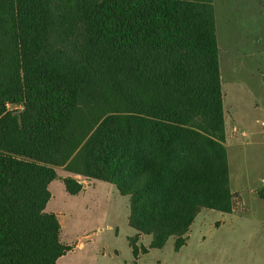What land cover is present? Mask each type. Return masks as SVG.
I'll list each match as a JSON object with an SVG mask.
<instances>
[{
	"label": "trees",
	"instance_id": "trees-1",
	"mask_svg": "<svg viewBox=\"0 0 264 264\" xmlns=\"http://www.w3.org/2000/svg\"><path fill=\"white\" fill-rule=\"evenodd\" d=\"M212 2L0 0V264L69 250L56 167L129 196L135 256L140 234L178 251L201 209L233 211Z\"/></svg>",
	"mask_w": 264,
	"mask_h": 264
},
{
	"label": "rangeland",
	"instance_id": "rangeland-1",
	"mask_svg": "<svg viewBox=\"0 0 264 264\" xmlns=\"http://www.w3.org/2000/svg\"><path fill=\"white\" fill-rule=\"evenodd\" d=\"M212 3L229 186L235 208L230 213L201 209L178 251L173 248L175 237L171 236L161 248H149L143 253L141 248L148 246L151 235L140 234L134 240L138 248L135 256L130 239L137 232L128 224L129 196L121 195L109 182L56 167L60 179L69 175L82 184L80 192L70 194L62 181H53L52 197L46 205L47 211L57 212L60 238L70 246L61 259L64 264H264V0ZM225 10L233 12L241 25L245 19L242 24L243 19L237 18L240 14H245L247 23L256 16V25L246 36L258 41L247 44L261 48V52L243 57L240 47L246 43L238 41L227 43L230 49L223 52Z\"/></svg>",
	"mask_w": 264,
	"mask_h": 264
},
{
	"label": "crops",
	"instance_id": "crops-1",
	"mask_svg": "<svg viewBox=\"0 0 264 264\" xmlns=\"http://www.w3.org/2000/svg\"><path fill=\"white\" fill-rule=\"evenodd\" d=\"M229 9L232 10V7H227ZM215 11V10H214ZM255 17V18H254ZM214 18H215V30H216V36H217V28H216V15H215V12H214ZM237 18L240 20L241 18L243 19L242 20V24L244 23V19H245V23L244 25H241V24H238V21L235 19V16L233 15V12H231L230 10H225V19H224V23H223V30H222V34H223V52L224 53H228V49H230L227 45V43H232V42H243V43H246V45H242L240 47V51H242V56L243 57H246V56H254L255 54L254 53H258L257 51L261 52V48L255 46V45H249L247 43H252V42H256L258 41V39H251L249 37H247L246 35H249L250 34V30H252V26L256 25V16L254 15L252 17V22H253V25H252V22H248L247 23V20H246V17H245V14L242 13L240 14V16H237ZM233 21H235V23L232 25ZM259 25L261 26V23L259 22ZM248 28L247 31H245L244 28ZM246 32V33H245ZM238 35H241L238 36ZM245 36V38L243 39V37ZM218 40V38H217ZM218 49H219V46H218ZM244 52V53H243ZM246 52V53H245ZM56 172H57V169H56ZM55 180H60L62 181V178L60 179V174L57 173V176L54 180H52L49 185H48V190L50 192V198L52 197V192H51V184L53 181ZM63 182V181H62ZM82 190V189H81ZM49 201V200H48ZM47 205V204H46ZM46 209V208H45ZM49 212H53L52 210L49 211ZM55 213V212H54ZM57 219H58V214L57 212L55 213ZM59 221V219H58ZM60 223V222H59ZM60 231H61V225H60ZM60 241L65 244V245H68V243L66 242H63L60 238ZM80 246H82V243L79 244ZM65 255L63 254L61 257L58 258L57 260V264H64V262L61 261V259H63Z\"/></svg>",
	"mask_w": 264,
	"mask_h": 264
},
{
	"label": "built area",
	"instance_id": "built-area-1",
	"mask_svg": "<svg viewBox=\"0 0 264 264\" xmlns=\"http://www.w3.org/2000/svg\"><path fill=\"white\" fill-rule=\"evenodd\" d=\"M241 135H245V133H244V132H242V133H241Z\"/></svg>",
	"mask_w": 264,
	"mask_h": 264
}]
</instances>
